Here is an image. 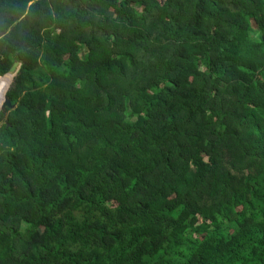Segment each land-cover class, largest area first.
<instances>
[{"label":"trees","instance_id":"obj_1","mask_svg":"<svg viewBox=\"0 0 264 264\" xmlns=\"http://www.w3.org/2000/svg\"><path fill=\"white\" fill-rule=\"evenodd\" d=\"M15 61L0 264H264V0H0Z\"/></svg>","mask_w":264,"mask_h":264},{"label":"water","instance_id":"obj_2","mask_svg":"<svg viewBox=\"0 0 264 264\" xmlns=\"http://www.w3.org/2000/svg\"><path fill=\"white\" fill-rule=\"evenodd\" d=\"M21 67V63L20 61H15L9 71V73H13L14 75L17 76L18 72H19V69ZM6 107H11V103L9 100H6V104L3 106L2 109H5L6 110ZM4 110L5 112V115H6V111Z\"/></svg>","mask_w":264,"mask_h":264},{"label":"bare ground","instance_id":"obj_3","mask_svg":"<svg viewBox=\"0 0 264 264\" xmlns=\"http://www.w3.org/2000/svg\"><path fill=\"white\" fill-rule=\"evenodd\" d=\"M12 80V75H7L6 79L3 82V87H0V102L4 101V93L6 89L9 87L10 81Z\"/></svg>","mask_w":264,"mask_h":264},{"label":"rangeland","instance_id":"obj_4","mask_svg":"<svg viewBox=\"0 0 264 264\" xmlns=\"http://www.w3.org/2000/svg\"><path fill=\"white\" fill-rule=\"evenodd\" d=\"M83 55V54H82ZM7 75H12V80L10 81L11 83L9 84V87L6 89V91H5V93H4V101L1 103V106H0V110L3 108V106L6 104V100H9L8 98H7V92H8V90L11 88V86H12V84H13V82H14V79L16 78V75H14L13 73H8ZM6 75V76H7ZM5 78V77H4ZM4 78L2 79V81L4 80ZM2 81L0 82V84L2 83ZM3 111L5 110V109H2ZM5 113V112H4ZM7 112H6V116H7Z\"/></svg>","mask_w":264,"mask_h":264},{"label":"snow or ice","instance_id":"obj_5","mask_svg":"<svg viewBox=\"0 0 264 264\" xmlns=\"http://www.w3.org/2000/svg\"><path fill=\"white\" fill-rule=\"evenodd\" d=\"M0 87H3V85H0Z\"/></svg>","mask_w":264,"mask_h":264}]
</instances>
